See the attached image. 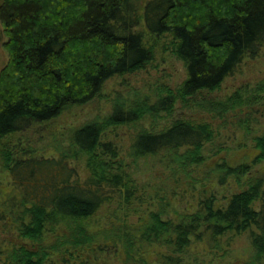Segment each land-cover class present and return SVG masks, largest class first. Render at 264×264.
I'll return each instance as SVG.
<instances>
[{
	"label": "trees",
	"instance_id": "16d2710c",
	"mask_svg": "<svg viewBox=\"0 0 264 264\" xmlns=\"http://www.w3.org/2000/svg\"><path fill=\"white\" fill-rule=\"evenodd\" d=\"M0 33V264H183L193 245L224 250L244 235L264 263V80L213 96L260 56L264 0H0ZM158 48L184 63L178 88L117 95L58 153L12 145L145 69ZM178 106L210 120L174 119ZM141 123L129 158H158L154 190L105 136ZM230 124L237 148L223 142Z\"/></svg>",
	"mask_w": 264,
	"mask_h": 264
},
{
	"label": "rangeland",
	"instance_id": "374dc122",
	"mask_svg": "<svg viewBox=\"0 0 264 264\" xmlns=\"http://www.w3.org/2000/svg\"><path fill=\"white\" fill-rule=\"evenodd\" d=\"M5 41L6 38L2 35V38H0V73L9 60L8 54L4 49ZM186 79L187 70L184 63L170 53L161 52L160 48H158L155 51L154 60L145 69L109 80L102 91L101 97L95 98L87 104L70 108L50 124L37 125L29 132L16 136L12 140V145L17 144L19 148L23 149L34 148L41 154L58 153L61 147L68 146L69 134L73 128L96 118L101 119L106 116L110 112L113 99L117 95L125 97V95L129 94V97H133L132 95L137 93L135 91H138L140 95L146 94L153 97L154 92L148 93L147 91L161 84L178 88ZM262 80H264V48L257 58L246 59L242 63L238 73L229 77L223 84V87L217 93H214L213 96L214 98H225L245 85H253ZM258 109L264 113V105L258 107ZM176 110L174 119L189 118L195 115L198 120H210L204 112L185 110L180 106ZM257 114H259V123L257 125L261 128L264 125V115L261 113ZM219 122L221 121L218 120ZM142 124L121 127L108 132L105 136L107 140L112 141L118 147L121 152V162L123 161V163L130 165L133 178L137 180L138 184L141 186L146 185L149 190H154L161 186L163 178L159 174L162 167L160 164H157L158 158L140 160L138 163L133 164L131 158H129L133 136L143 128L142 126L150 128L149 123ZM167 125V120L162 121V123L159 121L156 128L161 129ZM230 127L231 124L222 129L221 133L225 135L223 142L227 143L226 146L237 148V143L234 141L236 140V135L238 137L239 134L234 133V127ZM7 178V174L0 172V181L7 182ZM106 209L107 207H104L103 210L99 211L97 217L91 219L93 221V225L91 226L98 224V221H103L101 217L107 211ZM222 241H225V238ZM222 248L225 249L217 250L212 246L203 244L198 246L193 245L183 264H264L263 262L254 261L251 245L246 235L239 237L230 247L226 245L222 246Z\"/></svg>",
	"mask_w": 264,
	"mask_h": 264
}]
</instances>
